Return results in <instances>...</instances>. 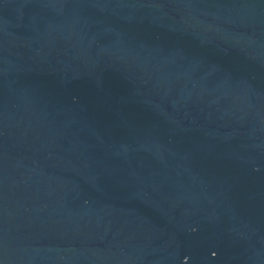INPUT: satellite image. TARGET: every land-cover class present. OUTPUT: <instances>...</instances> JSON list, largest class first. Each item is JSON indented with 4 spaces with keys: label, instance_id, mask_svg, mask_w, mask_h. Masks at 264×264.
Returning <instances> with one entry per match:
<instances>
[{
    "label": "water",
    "instance_id": "95a60500",
    "mask_svg": "<svg viewBox=\"0 0 264 264\" xmlns=\"http://www.w3.org/2000/svg\"><path fill=\"white\" fill-rule=\"evenodd\" d=\"M0 264H264V0H0Z\"/></svg>",
    "mask_w": 264,
    "mask_h": 264
}]
</instances>
